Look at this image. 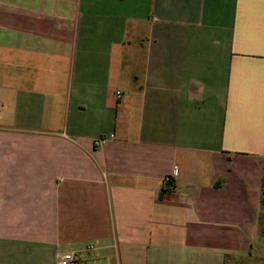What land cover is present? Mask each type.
<instances>
[{
	"label": "crops",
	"instance_id": "obj_1",
	"mask_svg": "<svg viewBox=\"0 0 264 264\" xmlns=\"http://www.w3.org/2000/svg\"><path fill=\"white\" fill-rule=\"evenodd\" d=\"M263 176L264 0H0V264L242 256Z\"/></svg>",
	"mask_w": 264,
	"mask_h": 264
},
{
	"label": "rangeland",
	"instance_id": "obj_2",
	"mask_svg": "<svg viewBox=\"0 0 264 264\" xmlns=\"http://www.w3.org/2000/svg\"><path fill=\"white\" fill-rule=\"evenodd\" d=\"M259 233L260 228L258 227L256 238L250 243L246 240V237L243 238V248L240 250L242 256H233L222 260L221 257L218 258L217 256H190L185 258L175 255L172 256L168 264H264V238H261Z\"/></svg>",
	"mask_w": 264,
	"mask_h": 264
},
{
	"label": "built area",
	"instance_id": "obj_3",
	"mask_svg": "<svg viewBox=\"0 0 264 264\" xmlns=\"http://www.w3.org/2000/svg\"><path fill=\"white\" fill-rule=\"evenodd\" d=\"M117 97L118 99L122 98V94L121 93H117ZM102 141H98L97 145L101 144ZM173 178L171 177H167L165 179V183H166V187L172 191L174 189V184H172ZM95 247L94 246H90L89 248H87L84 251H68L64 254H62L59 258H58V264H81L82 258H83V254L85 252H90V251H94Z\"/></svg>",
	"mask_w": 264,
	"mask_h": 264
},
{
	"label": "trees",
	"instance_id": "obj_4",
	"mask_svg": "<svg viewBox=\"0 0 264 264\" xmlns=\"http://www.w3.org/2000/svg\"><path fill=\"white\" fill-rule=\"evenodd\" d=\"M172 184H174V181H172ZM168 192H170V190L167 187H165L162 190L161 194L159 195L160 200H163L165 198V194H167ZM258 227L260 228L259 236L261 238H264V176H263V181H262V197H261V203H260V214L258 218Z\"/></svg>",
	"mask_w": 264,
	"mask_h": 264
}]
</instances>
